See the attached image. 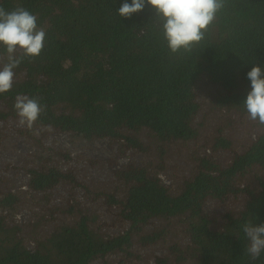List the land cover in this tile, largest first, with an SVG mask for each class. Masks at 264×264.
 <instances>
[{
    "label": "trees",
    "instance_id": "1",
    "mask_svg": "<svg viewBox=\"0 0 264 264\" xmlns=\"http://www.w3.org/2000/svg\"><path fill=\"white\" fill-rule=\"evenodd\" d=\"M124 2L0 0L46 32L0 94V264H264L243 232L264 223V126L243 107L264 67V0H223L178 53L151 5L129 19ZM22 94L46 105L32 130L17 126ZM61 134L117 156L74 153Z\"/></svg>",
    "mask_w": 264,
    "mask_h": 264
},
{
    "label": "clouds",
    "instance_id": "2",
    "mask_svg": "<svg viewBox=\"0 0 264 264\" xmlns=\"http://www.w3.org/2000/svg\"><path fill=\"white\" fill-rule=\"evenodd\" d=\"M151 5L167 47L172 53L185 51L199 43L216 13L223 7V0H127L118 9L121 18H131L134 13ZM46 32L38 26V18L23 6L6 11L0 6V44L6 48V62L0 67V94L13 87L17 69L25 57H38L44 47ZM22 53L17 55V52ZM251 91L243 102L247 119L264 126V67L254 64L247 73ZM46 109L40 100L27 95H17L14 110L18 117L17 126L32 130L41 113ZM248 240L246 253L252 260L264 253V223L254 224L251 220L243 225Z\"/></svg>",
    "mask_w": 264,
    "mask_h": 264
},
{
    "label": "rangeland",
    "instance_id": "3",
    "mask_svg": "<svg viewBox=\"0 0 264 264\" xmlns=\"http://www.w3.org/2000/svg\"><path fill=\"white\" fill-rule=\"evenodd\" d=\"M243 135L246 133L244 129H242ZM242 138L243 136L240 135ZM61 141L63 144L67 145L68 147L71 148V150L74 153H84L87 156L93 157V158H100L104 159L107 157H115L117 156L116 154V148H110L109 141L108 140H97L93 142L92 144H89L88 142L85 141H80L76 144H71L69 141V135L68 134H61L60 135ZM27 148V145L21 144L20 145V150H24ZM127 159H122L119 157V162L122 164V162L126 161ZM166 178V177H164ZM167 180V179H166ZM168 182V181H166Z\"/></svg>",
    "mask_w": 264,
    "mask_h": 264
}]
</instances>
